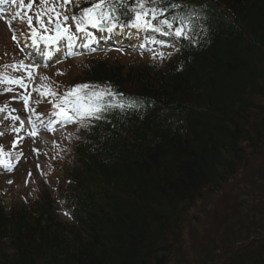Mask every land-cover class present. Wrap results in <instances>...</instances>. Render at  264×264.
<instances>
[{"label":"trees","instance_id":"obj_1","mask_svg":"<svg viewBox=\"0 0 264 264\" xmlns=\"http://www.w3.org/2000/svg\"><path fill=\"white\" fill-rule=\"evenodd\" d=\"M177 2L198 18L173 57L87 60L80 84L142 107L78 128L69 222L46 189L9 211L0 199V264H168L190 208L264 154V0ZM233 248L224 264H264V241Z\"/></svg>","mask_w":264,"mask_h":264},{"label":"rangeland","instance_id":"obj_2","mask_svg":"<svg viewBox=\"0 0 264 264\" xmlns=\"http://www.w3.org/2000/svg\"><path fill=\"white\" fill-rule=\"evenodd\" d=\"M76 2L77 0H73L68 5V14L87 7L84 0H79V8L76 7ZM28 3L29 0H24L25 7L22 9L19 0H16V3L11 4V10L8 9V13L0 17V66L29 61L25 53L30 49L24 40L21 39L18 43L12 39L14 32L19 36L21 32L28 31L25 21L15 17V13L20 11L26 20L27 15H31L41 6L40 0H34L33 8L29 12L26 7ZM33 26H36L35 19ZM89 31L96 36V39L82 40L83 44L88 43V47L83 46L87 52L72 58H62L59 62L38 70L40 79L41 76L48 77L47 80L41 79L33 86L39 91L38 97L36 91L30 92L34 79L28 82L27 91L21 89L17 92L15 88L10 92H0V106L7 105V109L3 112L8 117L20 118L18 121L8 118L0 123V133H3L0 135V146H3L4 151H14L19 156V160L11 170H6L0 165V199L8 211L10 207L38 199L40 191L46 189L58 203L59 217L66 222L71 220L60 199L68 182L66 169L75 165L77 161L74 145L78 141L77 130L81 125L67 123V129L61 133H55L53 129L47 132L40 130L42 139L28 136V132L22 131L23 127L19 133H15L11 131L13 126L20 127V120L25 121V118H48L53 113V103L56 102V98L47 93L55 91L62 96L65 90L72 86L71 83L75 78L77 81L73 85L80 84L87 68V60L93 55L99 57L105 55L129 63L132 60L153 59L154 52L165 55L169 52L166 47L161 46L162 44L139 32L128 33L127 36L137 46L141 44L140 42L144 45L145 40L148 39L149 51L135 52L126 48L128 50H125L130 53L122 54L119 52H123V46L115 47L116 45L101 51L100 48H96L98 30L89 28ZM152 42L155 44L150 46ZM49 47L56 48V46ZM30 51L36 52L34 49ZM158 58L157 56L156 59ZM8 71L11 72V69ZM58 72L62 74H57ZM23 74L16 73L17 76ZM28 93L31 95L26 110L24 101L13 97ZM8 109L16 111L10 113ZM14 143L15 148H13ZM20 153L23 155L20 156ZM239 170L238 174L224 182L219 190L206 191L205 195L190 208L184 222L183 240L174 249L168 264H224L235 245L240 248L247 242L264 241V154L261 157L249 154ZM235 233L237 238L241 234V237L251 236L255 240L251 238L242 241L241 245L238 242L231 246L229 240L234 242Z\"/></svg>","mask_w":264,"mask_h":264},{"label":"snow or ice","instance_id":"obj_3","mask_svg":"<svg viewBox=\"0 0 264 264\" xmlns=\"http://www.w3.org/2000/svg\"><path fill=\"white\" fill-rule=\"evenodd\" d=\"M72 2L73 0H40L41 6L31 15H27L26 20L22 13L17 11L15 17L25 21L28 31L21 32L19 36L14 32L12 39L18 43L23 39L25 44L38 52L42 59H49L53 55L49 46H56L57 51H60L62 46L67 50L68 56L76 55L77 53L73 49L78 40L93 41L96 39L89 28L108 34L123 32L124 29H135L137 32L151 31L165 36L191 39L198 18V14L191 6L185 9V5L177 0H84L89 5L88 7L68 14V5ZM12 3H16V0H12ZM19 3L23 9L25 7L24 0H19ZM33 4L34 0H29L26 6L29 12H31ZM76 7L79 8V0L76 2ZM33 19L36 21V26H33ZM28 41L31 43L28 44ZM40 45L48 50H42ZM82 46L88 47V43H84ZM153 56L154 59L157 56L160 59L166 58L164 53L154 52ZM36 66L35 63L25 64L24 61L0 66V86H3L0 87V92H10L17 87L27 91L28 82L34 79L33 68ZM9 69L11 72L8 71ZM17 72L24 74L17 76ZM57 74L62 73L58 72ZM41 79L47 80L48 77L41 76ZM36 90L34 87L33 91ZM47 94L56 98L52 113L57 118L56 122L79 123L84 130L93 121L105 119L107 114L116 111L126 113L142 107L140 101L114 91L110 84H79L66 89L62 96L55 91H50ZM30 95L31 93L19 95L13 99H22L27 110ZM6 109V104L0 106V112ZM8 111L11 113L16 110L8 109ZM6 118L13 121L20 119L19 116ZM29 122L32 124L33 130L28 134L35 136L37 124L32 122L31 118H29ZM51 123L52 121L48 122V124ZM40 124L43 125L44 122L40 121ZM23 125L24 121L20 120V127L13 126L11 131L19 133ZM19 139L22 140L23 137H19ZM15 146L14 143L13 148ZM4 155L19 160V156L13 157L12 153H5L3 146H0V156ZM19 155L22 156L23 153ZM0 165L6 170H11L14 167V164L6 163L2 159H0Z\"/></svg>","mask_w":264,"mask_h":264},{"label":"bare ground","instance_id":"obj_4","mask_svg":"<svg viewBox=\"0 0 264 264\" xmlns=\"http://www.w3.org/2000/svg\"><path fill=\"white\" fill-rule=\"evenodd\" d=\"M3 0H0V2H2ZM11 10V9H10ZM7 11V9H6V7H3V8H1L0 7V12H6ZM81 46V43L80 42H77L76 43V46H75V48L73 49V51L75 52V53H78L79 52V47ZM60 50L62 51L63 50V47H60ZM67 51V50H66ZM62 54V53H61ZM31 64H34V62H32ZM37 66L36 67H34L35 69L36 68H42L43 66H41V65H39V64H37V63H35ZM36 77H38L37 75H36ZM3 118H5V117H2V115H0V119H3ZM30 125H31V123L29 122L28 124H26V126H24V128L25 129H29V127H30ZM38 126V125H37ZM36 128H38V127H36ZM13 157H14V154H13ZM7 162L8 161H10L11 159H13V158H10L9 156H4L3 157Z\"/></svg>","mask_w":264,"mask_h":264}]
</instances>
